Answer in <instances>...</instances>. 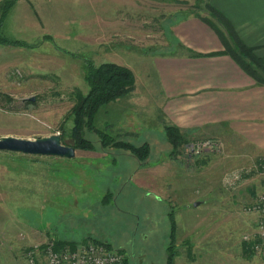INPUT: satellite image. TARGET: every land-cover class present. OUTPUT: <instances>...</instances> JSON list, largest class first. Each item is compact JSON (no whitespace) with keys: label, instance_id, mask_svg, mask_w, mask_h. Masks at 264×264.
<instances>
[{"label":"rangeland","instance_id":"1","mask_svg":"<svg viewBox=\"0 0 264 264\" xmlns=\"http://www.w3.org/2000/svg\"><path fill=\"white\" fill-rule=\"evenodd\" d=\"M206 1L46 0L45 13L34 12V18L24 3L14 5L1 32L29 45L0 44V138L59 134L73 146L72 109L88 90L82 60L87 57L95 65L129 66L136 77L133 93L99 109L95 128L134 145L147 142L150 154L139 162L128 151L104 150L93 131L85 136L94 148H75L71 158L0 150V264H26L27 249L50 239L89 236L121 249L126 264H167L170 240L162 233V212L174 206L162 194L163 199L148 196L140 175L136 181L134 176L148 163L158 164L157 176L169 177L170 159L176 158L183 160V165L176 161L185 177L179 180L193 181L196 198L203 201L194 210L200 216L193 241L200 248L209 241L215 252L225 249L221 264H264L263 255L243 252L244 236L256 221L247 208L264 191L257 159L238 165L233 150L223 146L187 157V142L170 144L155 109L151 56L181 50L171 24L209 15ZM230 173L237 175L232 183L226 180ZM187 183L191 195L194 186Z\"/></svg>","mask_w":264,"mask_h":264},{"label":"crops","instance_id":"2","mask_svg":"<svg viewBox=\"0 0 264 264\" xmlns=\"http://www.w3.org/2000/svg\"><path fill=\"white\" fill-rule=\"evenodd\" d=\"M20 3L25 4L33 18L34 12L43 15L46 11V0L15 2ZM206 3L228 20L243 44L251 47L257 56L264 57V0H207ZM217 25L225 31L219 22ZM18 26L23 29L22 25ZM170 31L181 50L153 54L150 66L151 73L156 77L153 82L158 87L154 98L155 109L163 117L164 125L176 126L190 139L220 142L223 149L233 150L231 155L238 165L263 157L264 84L244 71L229 53L223 52L225 46L216 31L195 14L172 23ZM177 160L183 165L182 158L170 159L169 177L166 174L156 175L158 164L139 163L134 181L140 175L139 186L150 191L148 196L163 199L162 194L171 198L169 206H174V209L163 210L162 233L166 230L169 239L173 220L175 247L172 249V264H221L222 257H227L225 249L215 252L209 241L203 242L201 248L193 241L195 220L200 216L194 210L203 201L196 198L193 181L179 180L185 177L176 164ZM187 182L194 186L191 195ZM195 202H198L197 206Z\"/></svg>","mask_w":264,"mask_h":264},{"label":"trees","instance_id":"3","mask_svg":"<svg viewBox=\"0 0 264 264\" xmlns=\"http://www.w3.org/2000/svg\"><path fill=\"white\" fill-rule=\"evenodd\" d=\"M16 1L17 0L0 1V44L28 46L29 44L25 41L8 38L1 32L3 22ZM205 9L208 11L209 17L196 16L216 31L224 43L225 50L223 52L229 53L244 71L250 74L256 81L264 84V57L257 56L254 54L251 47L242 43L233 31L228 20L217 9L208 3H206ZM218 22L224 27L226 33L219 28L217 25ZM44 37L52 40L49 35H45ZM82 60H85L84 79L88 85V90L85 94L78 95L77 102L72 109L73 126L71 128L70 136L74 142L73 147L93 149V141L85 136L86 131H93L99 136V143L102 149L105 150L107 147H115L117 149L128 151L130 155L135 157L139 162L146 160L150 154V146L147 142H143L140 145H134L131 142L115 138L110 133L95 128L94 126V117L102 106L123 98L131 92L135 82L134 73L127 66L115 62L107 61L95 65L87 57H82ZM163 130L166 139L170 144L175 146L181 142L184 143L189 140H194L184 136V134L174 125H164ZM174 229L175 225L172 220L171 231L169 233L170 242L167 247V264H172L174 253L172 252V249L175 247V244H173ZM87 240L104 242L92 237H85L81 241L84 242ZM54 242L56 247H60L64 244L76 243V241L61 240L57 238L54 239ZM185 243L186 242L184 241V244ZM106 244L111 246L108 243ZM243 252L245 255H251L252 252L248 248L246 242H243Z\"/></svg>","mask_w":264,"mask_h":264},{"label":"built area","instance_id":"4","mask_svg":"<svg viewBox=\"0 0 264 264\" xmlns=\"http://www.w3.org/2000/svg\"><path fill=\"white\" fill-rule=\"evenodd\" d=\"M185 144L187 157L201 154L202 151L213 152L218 146L221 148L220 142L211 139H194ZM257 161L264 171V156L258 157ZM236 178L235 173L226 176V180L231 179L230 183ZM247 209L256 214V221L251 234L244 236V242L253 253L264 256V191ZM25 261L26 264H126V254L118 248L108 246L106 242L87 240L56 247L54 239H50L43 245L30 246L25 253Z\"/></svg>","mask_w":264,"mask_h":264},{"label":"water","instance_id":"5","mask_svg":"<svg viewBox=\"0 0 264 264\" xmlns=\"http://www.w3.org/2000/svg\"><path fill=\"white\" fill-rule=\"evenodd\" d=\"M0 150L65 158L74 157L76 151L75 147L64 144L59 134L34 139L3 136L0 138ZM197 204L198 202H195L194 205Z\"/></svg>","mask_w":264,"mask_h":264}]
</instances>
